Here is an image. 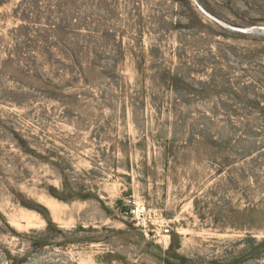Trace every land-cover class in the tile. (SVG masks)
<instances>
[{"label":"rangeland","instance_id":"1","mask_svg":"<svg viewBox=\"0 0 264 264\" xmlns=\"http://www.w3.org/2000/svg\"><path fill=\"white\" fill-rule=\"evenodd\" d=\"M0 264H264V0H0Z\"/></svg>","mask_w":264,"mask_h":264},{"label":"built area","instance_id":"2","mask_svg":"<svg viewBox=\"0 0 264 264\" xmlns=\"http://www.w3.org/2000/svg\"><path fill=\"white\" fill-rule=\"evenodd\" d=\"M121 215L123 218L137 222V225L150 230L149 225L152 215L144 203L138 202L134 198H129L125 201L123 209H121ZM163 232L169 234L170 229L166 228Z\"/></svg>","mask_w":264,"mask_h":264}]
</instances>
